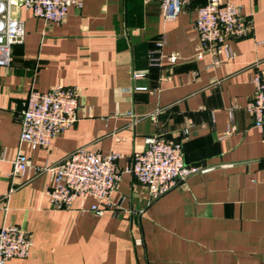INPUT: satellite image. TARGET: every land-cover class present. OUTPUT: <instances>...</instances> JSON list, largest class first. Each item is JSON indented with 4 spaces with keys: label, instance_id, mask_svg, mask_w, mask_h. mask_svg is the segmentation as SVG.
<instances>
[{
    "label": "crops",
    "instance_id": "0c3cea01",
    "mask_svg": "<svg viewBox=\"0 0 264 264\" xmlns=\"http://www.w3.org/2000/svg\"><path fill=\"white\" fill-rule=\"evenodd\" d=\"M16 1L26 39L11 67H0V227L26 229L33 247L7 264H264V140L247 110L254 78L264 80V0H232L254 29L230 41L235 57L214 67L210 54L196 58L204 0L172 21L157 0H81L62 23ZM58 86L79 90L78 121L48 149L23 146L34 167L86 148L118 152L124 172L158 136L183 141L186 163L202 172L153 202L123 173L111 196L119 217L54 210L48 172L33 169L13 186L29 93Z\"/></svg>",
    "mask_w": 264,
    "mask_h": 264
},
{
    "label": "built area",
    "instance_id": "2783aa9c",
    "mask_svg": "<svg viewBox=\"0 0 264 264\" xmlns=\"http://www.w3.org/2000/svg\"><path fill=\"white\" fill-rule=\"evenodd\" d=\"M157 1L161 3L164 17L172 21L194 0ZM18 5L16 0H0L2 68L11 67L14 47L25 43V24L15 14ZM20 6L46 23H62L71 8H82V1L21 0ZM195 28L201 45L196 58L202 60L206 54H210L214 67L224 59L235 57L230 41L251 36L254 26L251 20L244 17L242 7L232 0H204V4L197 8ZM163 44L164 41H161L158 47ZM150 59L153 63L158 61L155 53L151 54ZM170 61L174 63L176 58L171 57ZM254 83L255 96L247 110L264 140V80L257 75ZM79 109L80 93L75 87L58 86L47 92L30 91L21 113L20 144L12 162L10 180L13 186L18 178L33 169L37 174L48 172L53 186L46 191V195L54 210L89 212L99 217L111 213L119 217L121 206L114 204L111 196L121 182L123 173H131L147 191L150 202H153L202 172L200 167L186 163L183 141L158 136L146 138L145 148L134 154L132 165L124 172L118 167L122 157L118 152L103 155L86 148H80L64 160L44 168L34 167L23 146L29 145L33 150L48 149L60 134L78 121ZM188 134L185 130L184 138ZM32 247L33 241L26 229L17 225L0 227V264L28 258Z\"/></svg>",
    "mask_w": 264,
    "mask_h": 264
}]
</instances>
